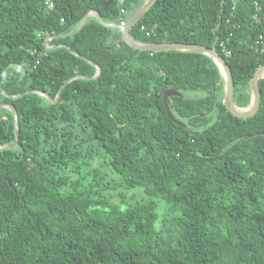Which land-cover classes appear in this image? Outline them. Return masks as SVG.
Returning <instances> with one entry per match:
<instances>
[{
    "label": "trees",
    "instance_id": "16d2710c",
    "mask_svg": "<svg viewBox=\"0 0 264 264\" xmlns=\"http://www.w3.org/2000/svg\"><path fill=\"white\" fill-rule=\"evenodd\" d=\"M144 2L0 0L17 119L0 107V146L17 140L0 151V264H264V77L257 112L232 115L209 57L123 41ZM91 11L107 26L70 34ZM130 35L216 50L249 106L264 0H156Z\"/></svg>",
    "mask_w": 264,
    "mask_h": 264
},
{
    "label": "water",
    "instance_id": "95a60500",
    "mask_svg": "<svg viewBox=\"0 0 264 264\" xmlns=\"http://www.w3.org/2000/svg\"><path fill=\"white\" fill-rule=\"evenodd\" d=\"M156 2V0H145L144 4L136 11L134 12L129 18L128 20L123 24V25H118L117 27H119V29L122 32V38L123 41L129 45L130 47H132L135 50H139V51H149V52H164V51H181V52H194V53H198V54H202L205 55L207 57H209L217 66L220 75L222 76L223 80H224V105L227 108V110L234 116L237 117H241V118H248L253 116L258 108H259V104H260V89H259V80L264 77V66L258 68L256 70V72L254 73L251 81H250V87H251V102L249 104L248 107L246 108H240L238 107L235 102H234V84H233V77H232V73L231 70L227 64V62L225 61V59L223 58V56H221L216 50L211 49V48H207L205 46H201V45H195V44H183V43H139L136 42L135 40H133L131 38L130 35V31L132 29V27L139 21L141 20L144 15L146 14V12L153 6V4ZM96 15L98 20L100 21L101 24L107 26L105 23H103L100 15L95 12V11H91L89 12L85 18L83 19L81 25L74 31H72L70 34H75L76 32H78L86 23L87 19L89 16H94ZM49 38L46 39V41ZM89 62V61H88ZM90 64H92L93 66H95V68L97 69V73L95 74V76L93 78H96L100 73H101V68L92 63L89 62ZM76 78V77H75ZM74 78H72L71 80H73ZM71 80L67 81L66 84L68 82H70ZM61 90V88H60ZM60 90L57 94V98L59 97V93ZM26 94V93H25ZM39 94L47 99H50V97L43 93V92H39ZM24 94L20 95L23 96ZM180 93L174 91V90H166L164 91L163 95H162V100H163V104L164 107L166 109V113L167 116L178 126L184 127V124L181 123L180 121H178L177 119L173 118L168 104H167V99L170 96H179ZM20 96H9L10 98H18ZM55 101V100H54ZM0 107H5L8 108L9 110L12 111L13 115H14V121L15 123H17V119H16V113H15V109L13 107H10L8 105L5 104H0ZM16 136H18V127L16 125ZM17 144V140L14 143H11L9 145H5V146H0V151L5 150V149H9L12 148L14 146H16Z\"/></svg>",
    "mask_w": 264,
    "mask_h": 264
},
{
    "label": "built area",
    "instance_id": "2783aa9c",
    "mask_svg": "<svg viewBox=\"0 0 264 264\" xmlns=\"http://www.w3.org/2000/svg\"><path fill=\"white\" fill-rule=\"evenodd\" d=\"M150 33H147V36H149Z\"/></svg>",
    "mask_w": 264,
    "mask_h": 264
},
{
    "label": "rangeland",
    "instance_id": "374dc122",
    "mask_svg": "<svg viewBox=\"0 0 264 264\" xmlns=\"http://www.w3.org/2000/svg\"><path fill=\"white\" fill-rule=\"evenodd\" d=\"M133 193V192H132ZM131 194V193H130Z\"/></svg>",
    "mask_w": 264,
    "mask_h": 264
}]
</instances>
